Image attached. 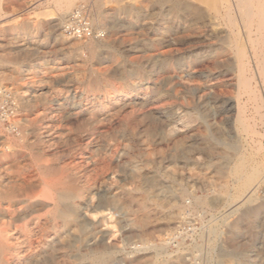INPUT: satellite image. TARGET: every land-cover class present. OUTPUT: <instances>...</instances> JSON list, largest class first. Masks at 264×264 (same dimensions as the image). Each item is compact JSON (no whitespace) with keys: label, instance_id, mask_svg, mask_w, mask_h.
I'll list each match as a JSON object with an SVG mask.
<instances>
[{"label":"rangeland","instance_id":"obj_1","mask_svg":"<svg viewBox=\"0 0 264 264\" xmlns=\"http://www.w3.org/2000/svg\"><path fill=\"white\" fill-rule=\"evenodd\" d=\"M185 2L73 0L61 16L58 0H0V139L15 153L0 159V184L27 191L25 184L53 178L44 166L83 171L88 161L81 182L91 187L93 205L103 191L129 208L111 205L103 215L110 228L91 229L105 234L104 243L102 233L90 243L110 253L105 264H264V180L253 184L252 201L231 214L239 202L235 165H257L264 178V101L241 92L223 38L227 27L211 19L226 0H194L206 16L186 11ZM78 10L102 37L65 34ZM35 122L51 134L42 156L30 144ZM173 203L178 211L170 219ZM38 215L51 220L52 213ZM32 219L0 226L22 243L8 255L10 264H94L83 257L81 233L51 223L35 230ZM41 231L62 243L42 249Z\"/></svg>","mask_w":264,"mask_h":264},{"label":"bare ground","instance_id":"obj_2","mask_svg":"<svg viewBox=\"0 0 264 264\" xmlns=\"http://www.w3.org/2000/svg\"><path fill=\"white\" fill-rule=\"evenodd\" d=\"M165 1H167L168 3L173 0H165ZM199 1L202 2V0H199ZM58 2H59L58 4H60V6L62 7L61 16H64L68 8L72 5L73 0H58ZM223 3L224 4L222 7V11L216 8L217 15L211 19H214V20L219 19L227 27V30L224 33L226 35L223 36V38L227 39V42L231 46L230 54H232L233 57L235 58V63H236L237 71H238V83H239L241 92L243 94H246L251 100L255 102H259V101L263 102L264 101L263 100V97H264V0H226V2H223ZM183 6L186 11L194 12L195 14H198V15H202L204 11H206V9L203 8L204 9L203 10L201 8V5L199 7L195 6L194 0H186ZM211 10L212 9H210V12ZM180 12L182 11L180 10ZM83 46L85 45L81 43L80 47L83 48ZM86 47H87V50H89L92 53V55H95L98 50V48L95 45H93V43L92 44L89 43L88 45H86ZM226 53H224V55ZM20 72H21L20 70L17 71L18 74H20ZM254 83L262 87L263 89L262 94H259L257 87L254 86ZM161 87H165V86H161ZM113 103H116V102L114 101ZM23 104H28V101H23ZM119 106L120 105H118V107ZM98 108L99 110L101 109L103 110L104 105H101L100 107H96L94 110ZM237 122H239V125L241 126L242 129L246 131L249 130L248 125L244 121L243 114H239V118ZM38 123L35 122V124H33L35 131L33 133L32 138L33 140H35V142L34 143L31 142L30 144L32 145L34 144L33 146H36V145L39 146L40 149H38V152L36 155L42 156L41 153L45 152V150H48L46 148L50 141L49 138L51 134L49 133L50 131H48L49 130L48 126L45 128H42L40 125H38ZM18 135L20 136V138H25L26 136H28L24 128H22V130L18 132ZM1 145H2V140L0 139V159H7L15 155V153L12 150H9V149L6 150ZM245 163L242 160L239 161L235 165L231 173L233 174V176H235L236 181L238 183L236 187V192L234 193L235 197L233 198V201L234 202L239 201L238 205L235 206L236 208L232 210L231 214L237 213L238 211H240L243 205L252 201L257 191V187H254V188L252 187L253 184L258 181V185H259L264 180V178H261L262 172L257 165H254L251 163H248V165H246ZM83 165H86L83 171L82 170L80 171L79 168H71V169L63 168L62 170L53 171L54 170L53 167L44 166V171H43L44 175L53 177L52 179L44 180L43 182L36 184L34 186L32 184H25L27 185L28 190L30 191L34 187L41 185L43 187V190L39 193L28 194L27 193L28 190L26 191L25 189H21V188L19 189V187L17 189L18 184H16L17 186L15 185H13L12 187L9 186V188L7 189L3 185H1L2 184L1 183L0 184V226L1 225L5 227L13 226V224L18 221H26L28 218L33 217L34 219L31 220V225L35 226V230L36 229L43 230L44 228H46L45 225L49 223L52 224L51 226L52 229H60L59 227H62V226L68 227L69 229H74V232L81 233V237H79L80 238L79 240L83 244L82 247H84L87 251V253L83 257H85L86 259H93L94 264L107 263L109 260L110 253L105 250L95 251L93 249V245L90 244L91 242H93V239L96 238L95 234H99L102 232L94 233V232H91V229L92 230L93 229H104L103 227H105V229H108V227L110 228V222H109L110 219L104 217L103 215L105 213L104 210H107L111 205H114L115 207L118 206L119 208H122V209H125V208L129 209V208L128 206H125V205L119 206V200H117L116 197H109L103 191H101V193H99L98 195V200H99L98 204L93 205V202H94L93 195L94 194L91 193V190H90L91 187L85 185L87 184L86 181H85V184L82 183L83 181L81 182L82 173L86 174L89 171L88 169L90 166H89L88 161H86V163ZM21 186L23 187L22 184ZM102 192L104 194H102ZM143 193L145 194L144 191ZM129 198L131 202H135V203L137 202L136 197L132 196ZM200 200H196V203L195 202L194 203L197 206L202 205L203 202ZM142 205L144 206L143 210L146 212L148 210L146 204L143 203ZM42 211L44 212L46 211V213L48 212L52 213L51 220L40 217L38 213ZM177 211H178V205L174 203L171 204L167 217H169L170 219H174ZM98 215H102V216L98 218L97 217ZM145 216L146 215H144L143 219H145ZM135 219H139V218L137 217ZM78 220H80L81 222H78ZM28 221L30 222V220ZM145 222H147L146 219H145ZM60 224H63V225L59 226ZM26 226L27 227L29 226L28 222ZM5 227L0 228V264H10L9 262L10 258L7 259L8 255L15 256L16 253L19 251V246L21 247L22 245V243L20 245L17 242L18 240L17 236L15 234H12L13 232L10 233L8 230H6ZM41 232L43 233L46 231H41ZM104 235L105 234L102 233V236L100 237L101 243H104L105 241ZM43 236H44V233H43ZM43 238H45L44 242L40 241L36 243V245L41 244L40 247L45 250L55 249L59 245V243H62V241L59 239H56L54 235L52 238L51 236H48L45 234ZM40 239L42 238L40 237ZM93 244H95L97 247L99 246V244L97 243H93ZM36 249L37 248H35L34 250ZM25 251H28V250H25ZM29 258H32L31 254L29 255ZM15 261H16V258H15Z\"/></svg>","mask_w":264,"mask_h":264},{"label":"built area","instance_id":"obj_3","mask_svg":"<svg viewBox=\"0 0 264 264\" xmlns=\"http://www.w3.org/2000/svg\"><path fill=\"white\" fill-rule=\"evenodd\" d=\"M66 35L77 38H88V37H102L100 33L94 31L89 20L83 16L81 11L73 13L64 28Z\"/></svg>","mask_w":264,"mask_h":264}]
</instances>
